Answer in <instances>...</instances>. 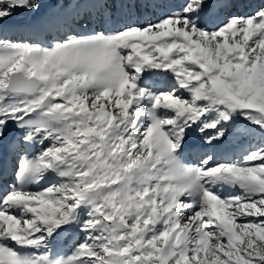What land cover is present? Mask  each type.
<instances>
[{
  "label": "snow or ice",
  "instance_id": "obj_1",
  "mask_svg": "<svg viewBox=\"0 0 264 264\" xmlns=\"http://www.w3.org/2000/svg\"><path fill=\"white\" fill-rule=\"evenodd\" d=\"M0 264H264V0H0Z\"/></svg>",
  "mask_w": 264,
  "mask_h": 264
}]
</instances>
